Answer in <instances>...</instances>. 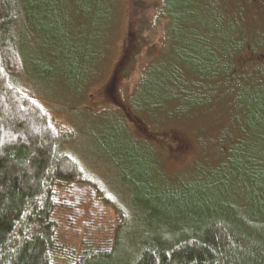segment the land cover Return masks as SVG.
<instances>
[{
	"label": "trees",
	"instance_id": "obj_1",
	"mask_svg": "<svg viewBox=\"0 0 264 264\" xmlns=\"http://www.w3.org/2000/svg\"><path fill=\"white\" fill-rule=\"evenodd\" d=\"M75 1L95 17L105 2ZM42 2L0 0V264H264V65L240 63L264 49L252 1H162L163 54L144 71L132 107L158 126L218 105L230 121L217 139L202 140L199 159L169 175L163 156L122 119L107 155L132 190L127 206L60 152L64 137L20 80L31 41L23 18ZM76 187L116 222L93 229L106 233L102 240L88 224L70 249L60 241L58 210L70 208L61 198Z\"/></svg>",
	"mask_w": 264,
	"mask_h": 264
},
{
	"label": "rangeland",
	"instance_id": "obj_2",
	"mask_svg": "<svg viewBox=\"0 0 264 264\" xmlns=\"http://www.w3.org/2000/svg\"><path fill=\"white\" fill-rule=\"evenodd\" d=\"M162 1L105 0L95 17L93 7L84 2L43 0L23 18L31 40L25 50L27 68L24 63L20 74L23 86L35 94L64 137L60 152L72 154L121 206H127L132 190L116 168L114 172L107 153L120 141L122 119L134 137L152 144L163 156L169 175L199 159L204 152L202 140L217 139L230 121L228 111L218 105L210 112L168 119L158 126L132 107L144 71L163 54L168 20L160 14ZM251 1L264 22V0ZM240 63L264 65V49L245 55ZM90 196L84 187L62 195L70 208L58 210L60 241L70 249L80 247L88 224L94 222L91 231L95 232L116 222L115 212L96 209V198L89 201ZM95 216L100 219L95 221ZM95 234V240L106 236Z\"/></svg>",
	"mask_w": 264,
	"mask_h": 264
}]
</instances>
